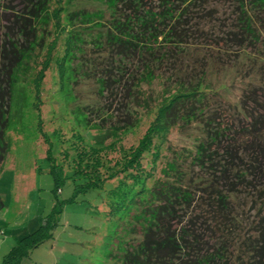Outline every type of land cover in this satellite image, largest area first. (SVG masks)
Segmentation results:
<instances>
[{
  "label": "trees",
  "instance_id": "obj_1",
  "mask_svg": "<svg viewBox=\"0 0 264 264\" xmlns=\"http://www.w3.org/2000/svg\"><path fill=\"white\" fill-rule=\"evenodd\" d=\"M96 1L81 13L84 27L75 33L83 48L88 35L86 58L81 55L79 63L86 75V66L94 67L96 95L105 90L112 103L121 94L131 118L154 99L146 140L179 122L199 128L190 164L172 160L163 168L164 178L149 191L151 202L132 214L141 238L120 246L112 264H264V0ZM0 7L1 17L11 15L15 26L4 30L0 45L2 159L13 106L19 111L27 103L17 81L29 73L36 25L49 14L48 0H5ZM68 35L65 53L74 32ZM214 63L237 68L240 90L231 102L209 103L207 93L223 90L204 80ZM32 79L38 81L36 73ZM156 80L163 83L157 99L144 93ZM111 127L107 131L114 134ZM62 171L51 170L56 190ZM83 183L81 188L95 185ZM3 205L0 197V209ZM55 214L19 237L0 264H18L51 237Z\"/></svg>",
  "mask_w": 264,
  "mask_h": 264
},
{
  "label": "rangeland",
  "instance_id": "obj_2",
  "mask_svg": "<svg viewBox=\"0 0 264 264\" xmlns=\"http://www.w3.org/2000/svg\"><path fill=\"white\" fill-rule=\"evenodd\" d=\"M4 1L0 0V6ZM97 3L48 0L49 19L36 25L34 41L38 43L32 49L29 73L24 81H17L27 103L19 111L13 106L4 133L8 148L0 159L4 203L0 239L13 244L52 211L58 215L52 236L31 248L18 264H112L120 246L141 238L139 222L132 214L151 202L147 200L149 191L164 178L163 168L172 160L189 163L194 151L199 134L195 123L183 126L179 122L152 135L151 140L145 139L153 123L154 99L148 109L140 105L131 118L124 113L127 102L123 103L119 92L112 103L105 90L101 97L96 95L97 80L91 77L96 76L94 67L86 66L87 76L85 66L79 63L81 55L86 58L83 52L89 47L88 35H84L83 48L75 33L84 27L83 10H91ZM7 16L1 17L0 7V45L4 30H9L8 26L15 29L12 16ZM73 32L65 53L66 35ZM236 70L235 66L224 69L214 63L204 73L205 82L223 87L216 94H206L210 104L236 99L240 90ZM33 73L37 74L36 83ZM162 90L163 83L156 80L144 93L157 99ZM110 127L114 134L107 131ZM51 166L56 172L63 170L62 176L58 173L57 190ZM73 170L75 173H69ZM132 173L137 174L135 179ZM167 173L176 175L170 169ZM83 180L95 185L81 188ZM1 245L0 252H7L5 241Z\"/></svg>",
  "mask_w": 264,
  "mask_h": 264
},
{
  "label": "crops",
  "instance_id": "obj_3",
  "mask_svg": "<svg viewBox=\"0 0 264 264\" xmlns=\"http://www.w3.org/2000/svg\"><path fill=\"white\" fill-rule=\"evenodd\" d=\"M2 208H3V207H2ZM2 208H1V209H2ZM1 209H0V210H1ZM4 241H5V247H8V249L13 245L12 242H10V241L7 242L6 239H0V246H2L1 243L4 242ZM0 249H1V248H0ZM5 250H6V248H5ZM5 252H6V251H4V250H2V251L0 252V261H1L2 256L5 254Z\"/></svg>",
  "mask_w": 264,
  "mask_h": 264
}]
</instances>
